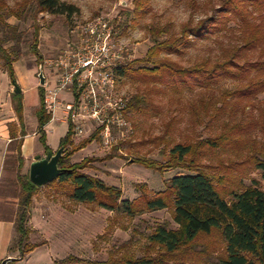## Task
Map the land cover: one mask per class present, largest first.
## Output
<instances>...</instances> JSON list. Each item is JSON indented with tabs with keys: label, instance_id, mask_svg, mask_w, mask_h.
Instances as JSON below:
<instances>
[{
	"label": "trees",
	"instance_id": "1",
	"mask_svg": "<svg viewBox=\"0 0 264 264\" xmlns=\"http://www.w3.org/2000/svg\"><path fill=\"white\" fill-rule=\"evenodd\" d=\"M133 12L142 13L149 0H133ZM79 11L75 4L62 0H18L16 7H11L6 0H0V60L7 68L12 81H15L14 63L21 58L20 53H12L16 47L7 48L18 35V23L9 19L29 20L33 22L30 52L44 67V58L39 50L40 27L36 20L41 13L73 15ZM125 11V10H124ZM126 12V11H125ZM127 13V17L129 16ZM235 20L241 28V43L230 48H224L221 59L211 62L205 58L192 65L185 66L172 60L170 54H180L193 45L195 39L208 37L209 34L223 30L226 25ZM117 21V20H115ZM121 30L128 27L127 21L117 25ZM152 45L141 58L133 59L118 69V75L125 74L139 81L151 90L163 85L174 93L184 89L200 88L204 93L212 92L222 82L233 80L237 83L233 89H224L221 93L219 106L215 112H223L230 103L240 107L245 113L247 108L255 107L257 96L264 93V0H220L215 14L199 20L197 23L187 21L179 32H172L170 23L163 26L149 27ZM158 89V88H157ZM40 104L36 110L38 122L37 133L45 152L53 151L47 144L45 126L51 120V113L45 107V87L38 86ZM148 92V91H147ZM204 95V94H203ZM127 103L125 113H144L152 101L142 93L125 94ZM14 112L21 126L17 134L15 124L11 122L10 135L12 141H18L16 150V180L19 186L18 208L15 215V235L9 246V253L18 252L19 260L34 251L41 243L30 242L31 228L29 219L33 198L39 189L31 181L29 170L24 172L25 157L22 152L25 132L23 93H13L11 96ZM212 98H200L199 106L208 113ZM215 114V115H217ZM264 117V109L262 111ZM213 115V117H215ZM230 117L233 116L231 111ZM222 131L214 136L186 139L175 144L167 154L165 162L135 158L132 162L148 168L164 172L168 169L180 168L187 173H178L166 180L163 190L152 195L147 190V184L141 185L139 197L120 201L122 189L108 185L99 177L83 171L91 159L87 157L77 163H71V157L94 141H99L100 129L87 138L75 144L73 129L69 124L68 131L60 139L59 148L63 147V155L59 159L60 175L47 185L64 192L71 200L81 203H97L108 210L122 211L129 217L145 211L168 209L176 227L167 223L156 226L149 236L147 253L134 257L128 253H110L106 261H83L67 256L55 264L82 263L87 264H264V188L256 178H250L246 184L244 179L256 170L262 172L264 179V140L258 141L254 136L259 122L249 118L235 122H222ZM264 127V119L261 128ZM12 142V143H13ZM120 144L113 150H119ZM219 151L234 153L242 158L240 162L232 160L229 165L218 162L221 172L208 171L212 167L202 161L208 155ZM115 155H113L114 157ZM112 158V156H109ZM237 158V159H238ZM6 164V163H5ZM218 236L222 241L219 253H213L207 246L195 249L200 238ZM157 249L156 255L148 252ZM197 248V247H196Z\"/></svg>",
	"mask_w": 264,
	"mask_h": 264
},
{
	"label": "rangeland",
	"instance_id": "2",
	"mask_svg": "<svg viewBox=\"0 0 264 264\" xmlns=\"http://www.w3.org/2000/svg\"><path fill=\"white\" fill-rule=\"evenodd\" d=\"M9 6L16 7L18 0H6ZM69 4H75L79 11L73 15L41 13L36 24L40 27L39 50L44 58V74L46 77L54 75L57 70H52L46 64L55 58L59 52L72 41V30L75 26L91 20L99 15H105L113 19V24L118 30L117 42L125 44L134 52L133 59L143 57L152 45L149 27L152 25L163 26L170 23L172 32H179L181 26L190 20L197 23L205 17L215 14L220 0H149L142 13L133 12L135 7L133 0H62ZM126 12H125V11ZM130 13L127 17V13ZM117 20V21H115ZM121 21H127L128 27L121 30L117 25ZM9 22L18 23V35L14 42L7 44V48L16 47L12 53H20L21 58L14 63L15 82L25 89L26 108L24 111V123L26 132H35L38 125L36 110L40 104L38 77L40 64L30 52L29 44L32 40L33 20L18 21L14 18ZM1 34V32H0ZM242 36L239 24L233 20L226 28L209 34L205 38L195 39L192 46L180 54H170L169 57L182 65L189 66L202 59L208 58L215 62L222 57L224 48H230L241 43ZM43 66V65H42ZM51 78V77H50ZM55 77L52 79L54 80ZM237 83L233 80L222 82L214 91L203 92L200 88L194 90L184 89L180 93H174L163 85L150 86L136 81L125 74L118 78V91L122 94L133 95L142 93L151 99V105L145 108L144 113L129 112L127 121L132 125V133L117 132V145L120 149L114 151L106 149L100 142L94 141L82 150L77 151L70 159L71 163H77L84 158L91 159L88 167L83 171L99 177L108 185H114L122 189L120 201L133 200L140 196L141 185L147 184V190L153 193L163 190L166 180L178 173H187L186 170L173 168L160 172L148 168L142 164L132 162L135 158L165 162L168 151L177 143L186 139L197 140L219 134L222 131V122L248 121L249 118L259 122L254 136L258 141L264 140V127L261 128L264 119V93L257 96L254 108H247L243 113L241 108L228 104L223 112L217 114L215 106H219L221 93L224 89H233ZM51 84L49 87H53ZM13 81L7 68L0 60V118L12 120L19 133L17 117L13 110L11 96ZM158 88V89H157ZM148 91V92H147ZM204 94V95H203ZM212 98L208 113L194 105L199 106V99ZM65 99L70 100V95L65 94ZM233 116L230 117V112ZM217 114V115H215ZM215 115V117H213ZM47 144L54 150L59 149L60 139L68 131V125L62 122H50L46 126ZM18 141H14L8 147L5 166L7 171L16 172L15 154ZM75 144L79 140L74 139ZM27 153H31L29 161L38 155L36 150L43 146L36 137H29L25 142ZM64 154V153H63ZM45 156V153L40 154ZM113 155H115L113 157ZM109 156H112L110 158ZM234 153L219 151L217 154L208 155L203 163L212 169L208 171L218 174L217 163L229 165L232 160L241 161ZM29 163L25 162L24 172L29 170ZM250 178H256L264 188V179L259 170L250 173L244 179L250 184ZM49 184V183H48ZM167 223L169 227H176L168 209L145 211L134 217H129L122 211L108 210L97 203H81L71 200L64 192L58 191L54 186L43 185L36 191L33 198L29 227L32 232L30 242L41 243L34 251L23 259L10 264H55L67 256H72L83 261H106L112 251L128 253L134 257L147 253L149 236L157 225ZM3 238V234H0ZM207 246L213 256L219 253L222 241L218 236L200 238L196 242L195 249ZM197 247V248H196ZM157 254V249L148 252ZM13 256L18 257V252ZM67 264H87L67 263ZM169 264H172V262ZM187 264H190L188 262ZM192 264H198L194 260Z\"/></svg>",
	"mask_w": 264,
	"mask_h": 264
},
{
	"label": "built area",
	"instance_id": "3",
	"mask_svg": "<svg viewBox=\"0 0 264 264\" xmlns=\"http://www.w3.org/2000/svg\"><path fill=\"white\" fill-rule=\"evenodd\" d=\"M72 33V41L46 61L57 72L55 85L48 87L47 81L44 85L45 107L52 115L50 121L71 124L75 140L100 129L98 142L112 149L117 132L133 131L126 119L127 98L118 91V69L133 60L134 52L117 42L118 30L105 15L75 26Z\"/></svg>",
	"mask_w": 264,
	"mask_h": 264
},
{
	"label": "crops",
	"instance_id": "4",
	"mask_svg": "<svg viewBox=\"0 0 264 264\" xmlns=\"http://www.w3.org/2000/svg\"><path fill=\"white\" fill-rule=\"evenodd\" d=\"M16 69V68H15ZM51 77V78H50ZM55 77V76H53ZM52 76L46 77V81L49 85H55V80H53ZM55 79V78H54ZM23 93V105L24 111L26 108V98H25V89H22ZM39 107V106H38ZM14 110V109H13ZM17 117V116H16ZM17 119V118H16ZM14 122L15 119L7 120L0 118V234H3V238H0V262L7 256L10 255L9 253V246L12 241L13 236L15 235V215L18 208V193H19V186L16 180V173H12L11 171L6 170L5 160L6 155L8 153V147L13 142L10 135V127L9 124ZM18 122V120H16ZM50 122H57L56 120L49 121ZM47 124V125H48ZM67 124V123H66ZM46 125V126H47ZM68 125V124H67ZM19 126V133L21 131V126ZM45 126V129H46ZM38 127V125H37ZM37 127L35 132H26L27 134L23 138V145H22V152L25 157L26 163L29 165L32 161H29L31 153H27L25 142L29 137H36L40 141V136L37 133ZM18 130V129H17ZM26 130V124H25ZM47 132V130H46ZM41 143V141H40ZM42 144V143H41ZM43 146V145H42ZM50 146V145H49ZM53 150V149H52ZM54 151V150H53ZM38 155L45 153L44 146L36 150ZM37 156V155H35ZM34 156V158H35Z\"/></svg>",
	"mask_w": 264,
	"mask_h": 264
},
{
	"label": "water",
	"instance_id": "5",
	"mask_svg": "<svg viewBox=\"0 0 264 264\" xmlns=\"http://www.w3.org/2000/svg\"><path fill=\"white\" fill-rule=\"evenodd\" d=\"M38 77L40 80V86H44L46 83V76L41 64L39 66ZM13 85L14 93H22V88L15 81H13ZM63 150V147H60L56 153L49 151L45 156H35L29 167V176L31 181L40 187L56 179L62 171L59 167V159L63 155ZM19 259L20 258L16 256L9 255L5 257L0 264H10L14 261H18Z\"/></svg>",
	"mask_w": 264,
	"mask_h": 264
}]
</instances>
